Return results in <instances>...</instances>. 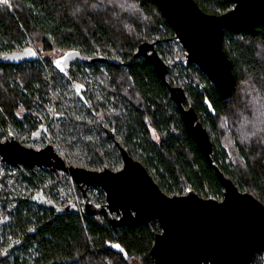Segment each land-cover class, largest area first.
I'll use <instances>...</instances> for the list:
<instances>
[{
  "label": "trees",
  "instance_id": "obj_1",
  "mask_svg": "<svg viewBox=\"0 0 264 264\" xmlns=\"http://www.w3.org/2000/svg\"><path fill=\"white\" fill-rule=\"evenodd\" d=\"M195 1L208 14H223L233 7L230 0ZM144 42H154L166 60H173L181 49L151 0H7L0 4V54H4L0 141L11 127L30 136L41 126L35 115L37 104L50 100L53 79H64L43 55L56 47L79 49L110 60L93 65L75 61L79 69L70 68V73L77 83L73 90L68 82L61 84L53 105L58 110L71 101L76 107L80 103L84 114L91 116L63 122L68 147L77 150L89 167H105L110 157L119 165V149L105 133L106 121L121 146L144 164L164 192L182 195L196 190L203 197L221 199L223 188L215 170L187 133L170 97L168 84L182 85L187 93L185 106L196 110L210 133L214 163L240 190L264 203V27L253 33L225 30L223 49L235 78L226 100L186 58L167 64V82L162 80L144 58L135 57ZM81 68L89 71L87 77L81 76ZM76 86L84 99L68 95L77 93ZM84 100L89 101L88 108ZM20 175L12 181L11 175L0 176V219L9 218L0 228V264H153L150 250L160 231L157 222L113 229L104 219L80 212L57 215L31 202L30 196L37 188L55 196L60 178L46 168ZM65 183L72 186L68 177ZM100 199H105L102 190ZM252 264H264L262 255H255Z\"/></svg>",
  "mask_w": 264,
  "mask_h": 264
},
{
  "label": "water",
  "instance_id": "obj_2",
  "mask_svg": "<svg viewBox=\"0 0 264 264\" xmlns=\"http://www.w3.org/2000/svg\"><path fill=\"white\" fill-rule=\"evenodd\" d=\"M151 1L184 48L187 61L202 71L221 99H228L235 78L231 60L223 49L225 30L253 33L257 27H264V0H230L233 7L223 14H208L195 0ZM135 57L144 58L167 82L169 68L154 42L139 45ZM3 60L4 54H0V62ZM109 60L104 55H87L76 49L59 58L55 68L64 74L73 61L93 65ZM76 90L83 98L77 86ZM168 90L187 133L215 170L223 188L221 199L203 197L196 190L167 194L144 164L121 146L113 128H106L105 133L119 149L122 167L117 171L108 166L101 170L73 166L52 145L35 150L14 137L0 141V159L9 166H23L32 172L46 168L58 177L59 170L67 173L85 197L81 209L76 202L59 205L42 188L30 198L57 215L81 212L87 218L101 216L113 229L139 228L157 222L160 231L155 233L150 250L153 264H252L255 255L264 253V203L253 193L240 190L214 163L210 133L199 121L196 110L185 106L184 87L168 84ZM207 104L210 105L208 101ZM90 187L103 190L106 203L94 202L87 194ZM5 223V219H0V228Z\"/></svg>",
  "mask_w": 264,
  "mask_h": 264
},
{
  "label": "rangeland",
  "instance_id": "obj_3",
  "mask_svg": "<svg viewBox=\"0 0 264 264\" xmlns=\"http://www.w3.org/2000/svg\"><path fill=\"white\" fill-rule=\"evenodd\" d=\"M176 41L179 46L177 48H181L178 50V54L174 57L173 60H166L162 56L163 60L166 62V64L169 65V63L173 64L172 62H176L177 59H185L186 58V52L184 48L181 46L180 42L176 38ZM69 51L68 49H63L60 47H56L52 52L44 54V58L50 60V64L55 68V62L66 55ZM70 68L79 69L75 64L74 61L70 63V66L68 70L63 74L64 79L62 81L56 82L53 79L52 85L53 89L50 90L49 98L50 100H42L40 103L37 104L35 115L41 120V126L37 127V131L34 132V134H31L30 136L21 134L17 129L14 127H11L9 129L8 135L2 140L5 141L8 138L14 137L16 140H18L20 143L25 145L26 147L33 148L35 150H39L44 148L47 145H52L54 147L55 152L67 163L73 166H79L84 167L88 169H94V170H101L104 166H101L100 168H91L89 167L86 162L84 161V158L81 157L77 150H72L68 147V141L66 140V134L63 127V122L68 119L69 117H74L75 119H84L87 118L88 120L91 118V116L88 114H84L82 109L80 108V103L76 107L75 102H70V105L67 104L68 107H63L61 109H55L53 105V101L56 99L58 91L61 89V84L68 82L70 85V88L73 90L74 85L77 83L75 79L73 78V75L70 73ZM170 68V67H169ZM82 72H80L81 76L84 78L88 76L89 71L85 70L86 68H81ZM83 71H86L84 73ZM182 86V85H181ZM69 96L77 97L79 94L74 92V95L69 93ZM86 104V108L90 106L89 101L84 102ZM77 105V104H76ZM104 128H110L108 122L104 121ZM75 145H81L80 142H77ZM115 159L110 157V160L105 166L110 167L112 170L117 171L122 167V160L120 158L119 165H115L114 162ZM9 166L5 163H3L0 159V176L11 175L8 177L9 181L13 180V177L15 174H19V176H22L20 174L30 171L28 168H25L23 166H9L11 168H7L6 166ZM38 168H36L37 170ZM58 175L60 177V185L58 188L53 190V193L55 196H49L46 191L45 194L54 199L59 205H67L70 202H76L80 209L83 207V204L85 202V197L82 195L81 190L79 189L78 185L71 179V177L59 170ZM68 178L72 181V186L69 187L66 185L65 180ZM3 183L0 182V188L2 187ZM47 186V184H46ZM39 188L35 189L31 196L35 192H38ZM101 189L99 188H88L87 194L88 196L96 203H106L105 199L97 200V196L99 195V191ZM29 192V191H28ZM104 192V191H103ZM186 192V191H185ZM105 194V193H104ZM202 196V195H201ZM58 197V198H57ZM59 199V200H58ZM14 204V203H13ZM37 204V203H36ZM1 205V204H0ZM112 216H118L116 214H112ZM100 218V217H99ZM5 220H8L9 218H4ZM103 219V218H102ZM3 229H1L2 231Z\"/></svg>",
  "mask_w": 264,
  "mask_h": 264
},
{
  "label": "snow or ice",
  "instance_id": "obj_4",
  "mask_svg": "<svg viewBox=\"0 0 264 264\" xmlns=\"http://www.w3.org/2000/svg\"><path fill=\"white\" fill-rule=\"evenodd\" d=\"M7 3V0H0V4Z\"/></svg>",
  "mask_w": 264,
  "mask_h": 264
},
{
  "label": "built area",
  "instance_id": "obj_5",
  "mask_svg": "<svg viewBox=\"0 0 264 264\" xmlns=\"http://www.w3.org/2000/svg\"><path fill=\"white\" fill-rule=\"evenodd\" d=\"M261 255H262V258H263V260H264V253H261Z\"/></svg>",
  "mask_w": 264,
  "mask_h": 264
},
{
  "label": "flooded vegetation",
  "instance_id": "obj_6",
  "mask_svg": "<svg viewBox=\"0 0 264 264\" xmlns=\"http://www.w3.org/2000/svg\"><path fill=\"white\" fill-rule=\"evenodd\" d=\"M78 96H80V95H78ZM84 102H85V100H84ZM103 191V190H102ZM81 213V212H80ZM57 214V213H56ZM82 214V213H81ZM96 218H99V217H96ZM100 218H102L101 216H100Z\"/></svg>",
  "mask_w": 264,
  "mask_h": 264
}]
</instances>
